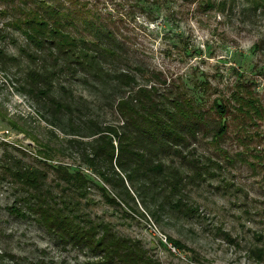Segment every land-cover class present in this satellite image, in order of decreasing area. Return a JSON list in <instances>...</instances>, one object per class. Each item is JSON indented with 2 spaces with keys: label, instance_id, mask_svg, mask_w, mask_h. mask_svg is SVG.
<instances>
[{
  "label": "rangeland",
  "instance_id": "1",
  "mask_svg": "<svg viewBox=\"0 0 264 264\" xmlns=\"http://www.w3.org/2000/svg\"><path fill=\"white\" fill-rule=\"evenodd\" d=\"M58 9L62 14L51 12ZM42 18L60 20L78 47L62 44L61 59L52 44L46 45L52 52L37 47L28 35ZM0 49L7 56L0 60V264L92 258L35 220L7 169L15 159L47 168L42 143L68 146L61 140L71 137V123L76 133L89 131L82 126L89 117L122 125L119 100L151 86L162 104L179 102L187 110L189 100L203 116L196 138L178 148L185 158L165 157L186 178L182 192L171 196L181 197L176 209L158 207L169 191L165 176L158 177L154 189L164 190L156 199L140 179L135 186L145 192L115 204L76 147L71 157L57 154L50 162L81 164L89 193L80 207L141 239L160 264H264V0H0ZM84 51H98L95 69L81 63ZM34 69L49 77V95L71 111L48 104L47 84L28 85ZM223 123L226 132L214 136Z\"/></svg>",
  "mask_w": 264,
  "mask_h": 264
},
{
  "label": "trees",
  "instance_id": "2",
  "mask_svg": "<svg viewBox=\"0 0 264 264\" xmlns=\"http://www.w3.org/2000/svg\"><path fill=\"white\" fill-rule=\"evenodd\" d=\"M51 12L54 15L62 14L60 10ZM41 20L39 26L30 27L31 35H28L37 47L50 52L53 47L60 59L59 48L65 43L72 44L74 48L78 47L76 38L63 29L60 20H53L51 24L43 18ZM62 39L68 41L62 42ZM48 44H52L50 48L46 46ZM97 54L98 51H84V63H81L88 69H95L98 63ZM6 57V53L0 49V60ZM28 75L31 76L28 83L31 88L34 84H47L44 90L49 91L48 76L35 69L29 71ZM116 79L123 82L119 75H116ZM157 96L155 87L151 86L140 87L132 96L121 98L116 105V110L123 119L120 126L103 125L89 117L82 122L83 129L87 128L89 131L76 133L78 127L71 123V137L61 140L67 141L68 146L47 141L42 143L45 147L40 151L49 160L44 161L47 168L27 166L22 160L15 159L13 166L7 169L12 181L24 191L25 195L20 198L35 220L58 237L60 242L86 250L92 255L91 259L80 264H160L159 259L150 253L141 239L118 232L111 222L94 219L88 211L80 207L82 198L89 193V177L81 164L72 168V165L59 159L56 163L50 162L57 154L71 157L70 147H76L80 162L98 173L104 182V198L115 204L126 201V197L134 201V196H141L143 189L139 190L135 186L140 179L146 181L141 186L151 190V198L156 199L164 190L160 187L154 189L158 186V177L165 176V186L169 191L163 202L158 203V207L164 208L167 204L168 207L176 209L180 205L181 197L179 201H173L171 196L182 192L186 178L178 168L169 169L165 157L175 154L181 159L185 158L178 148L186 144L188 136L196 138L203 116L189 100L187 104L191 108L184 110L179 102L168 107ZM45 97L48 104L62 106V110L72 109L69 103L59 101L55 95L50 96L49 92L45 93ZM55 118L58 119L54 117V120ZM48 123L53 125V119H49ZM226 128L225 123L219 124L214 136L222 135ZM49 132L58 138L52 129ZM49 170L53 174L50 182ZM186 177L190 179V175ZM157 209L151 211L156 219L159 214ZM12 210L20 216L27 215L25 210L18 207H13ZM167 239L180 247L172 237L167 236Z\"/></svg>",
  "mask_w": 264,
  "mask_h": 264
}]
</instances>
